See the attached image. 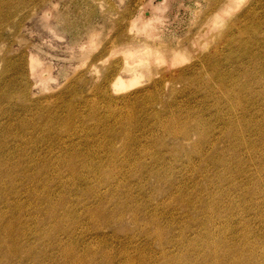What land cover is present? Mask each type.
<instances>
[{"label":"rangeland","instance_id":"1","mask_svg":"<svg viewBox=\"0 0 264 264\" xmlns=\"http://www.w3.org/2000/svg\"><path fill=\"white\" fill-rule=\"evenodd\" d=\"M214 1L0 0V149L2 150L0 156L3 155L7 162L6 165L0 162V170L5 167L4 170L8 172L4 177L6 181L15 179V176L18 180L21 179L20 182L23 181L20 192L22 199L28 195L26 190L30 192V183L31 186L33 185V190L35 189V199L38 197L35 200L37 203L33 206L31 204L28 206L27 200L24 201V211L20 213L22 222L19 224L12 222L15 227L18 226L23 231L20 241L18 240L20 246L15 249V253L12 250L14 246L9 244L7 237L4 244L0 245V264H73L74 262V264H108L106 262L110 260H112L111 264H115L119 261L117 256L121 252L128 256L131 254L130 256L133 257L136 256V252L140 250L150 252L149 249L155 253L158 250L155 255L158 254L159 259L156 262L160 263L159 260L163 258L159 254L160 244L151 234L153 225L147 222L152 215L157 217L155 223H160L162 233L167 238L164 244L168 254L176 259L171 264H212L208 256L207 259L202 257L209 247L207 240L211 235L221 239L224 248L221 247L220 251L226 252L224 253L226 257L230 254L226 248L240 240L239 244L243 242L254 244L259 250L260 261L264 263V140L262 139L264 129L253 127L251 120L247 122L242 120L244 129L242 134L248 138L247 142L237 146L235 142L225 140L222 136L217 139L216 148L214 147L221 151L212 153L215 149L211 148V143L210 146L205 143L202 144L201 155L194 154L189 157L187 152L190 153L189 151L194 148L192 144L195 143L193 140H196L194 138L197 135L194 133L195 130H191L194 124L200 121L203 125L200 127L203 129L211 124L206 132L212 136H221L226 127L222 126L218 116L223 115L226 118L232 114L223 104L217 103L219 104L217 106L216 101H211L213 96L211 97L207 92L209 88L206 87V83L201 82L202 79L208 82L211 76L199 63L197 64L199 68L196 70L200 74L198 75L200 80L186 79L183 83L175 84L177 90H171L173 89L171 80L175 76L173 71L178 67L189 66L192 64L190 61H196L200 53L202 55L211 52L214 48L220 50L223 47L221 42L224 35L221 34V27L209 28V22L215 15L208 12V9ZM234 1L230 6L233 9L227 10L229 12L225 11L226 14L222 10L217 11L218 18H216L220 23L225 20L227 24L232 22L234 24L232 33L235 38L237 36L239 38L241 35L239 36L236 26L240 25V19L249 16L246 10H252L254 7L261 18L264 14L263 8L255 5V0L253 2L247 0V3L246 0ZM242 20L244 23L248 21ZM261 32L264 35V28H261ZM128 38L133 39L132 42H126ZM146 43L147 46H144ZM149 44L153 45L149 46ZM235 44L231 48V55L237 57L239 54ZM169 46L175 47L172 50ZM204 47L208 48V51ZM136 51L140 54L143 52L144 55L142 53L143 56H130ZM154 51L156 53L152 56L151 52ZM30 55H33L37 61L43 62V67L38 69L43 75L42 78H37L35 74L33 76ZM173 55L176 56V58L172 57L175 60L177 56L179 57L175 65L172 63ZM225 58L226 56L224 60L221 59L223 66L221 70L231 76L235 73L234 77L237 74L238 80L235 78L233 81L236 82L234 88L237 90L238 82L245 80L242 75H245L244 69L249 63L244 62L243 66L239 58L235 60L238 63L232 60L229 62ZM124 60L134 64L131 66L134 68L144 63L145 71L129 73L127 77L121 72L118 73L116 69L122 68ZM117 64L120 66L117 67ZM232 65H235L233 67L235 70L231 73ZM235 67L241 70L244 68L243 73L241 74V70ZM229 69L230 71H227ZM205 71L208 74L204 73ZM114 80H116L115 85L112 84ZM215 80L212 82L216 85H212V88L215 87L214 93L218 90V80L217 82ZM187 81L190 82L189 85ZM152 83H155L154 86ZM153 87L155 91H152ZM206 97L209 99L206 100ZM209 105L212 108L208 109ZM216 107L219 110L222 108L221 113H214ZM254 114L252 117L264 124V121L260 120L264 119V111ZM173 122L191 127H187L189 131L191 130V136L193 135L189 142L180 137L177 140L165 130V125ZM46 126L52 128L53 132L49 127L48 130H44ZM20 128L27 130L25 133L29 136ZM53 129H57V132ZM42 131H45L43 135L40 134ZM55 133L58 137L53 135ZM38 136L43 139L42 142L39 141ZM49 137H53V140L52 138L48 140ZM32 144L39 150L36 151L37 148L35 149ZM54 144L59 146L56 147ZM44 149L46 152H42ZM237 151L240 157L237 156ZM73 154L79 155L77 160L82 171L77 174H85L84 177L81 175L73 177L64 163L60 164V172L54 168L60 157L67 158ZM49 156L51 158H48ZM57 156L58 158H54ZM2 157L0 161L3 160ZM42 159L50 160L54 172L34 174L35 180H32L30 175L25 174L27 168L30 172L32 167L30 164ZM51 159L55 161L52 162ZM10 164H12L11 168L8 169ZM90 164L93 166L91 167ZM1 165L4 166L3 169ZM12 166L17 167L14 170ZM22 168L25 172H22ZM6 181L4 183L9 185ZM41 194L45 196L42 197ZM50 204L53 205L50 207ZM0 206L2 208L3 205ZM114 212L121 213L124 217L120 214L121 219ZM112 217L119 219L114 221L111 220ZM210 229L211 233L208 232ZM67 248L74 249L73 255L66 254ZM105 249L112 251L110 255L114 258L105 259ZM243 251L245 255L252 253L246 249Z\"/></svg>","mask_w":264,"mask_h":264},{"label":"bare ground","instance_id":"2","mask_svg":"<svg viewBox=\"0 0 264 264\" xmlns=\"http://www.w3.org/2000/svg\"><path fill=\"white\" fill-rule=\"evenodd\" d=\"M235 2L234 0H223L222 2H220V1H217V0H215L214 1V3H213V5L211 6V7H209V9H208V12H211V14H214L215 16H213V18H211V20H210V22H209V28H212V27H215L216 28V26H217V28L219 27H221V34L222 35H224V38H223V40H222V38H221V40H222V42H221V44H222V49H215L214 47H216V46H214L213 48V50L211 51V52H207V53H204V54H202L201 55V53H200V56H198V57H196V61H197V63H196V61H190V63H192V64H190L189 66H187V67H185L184 66V68L183 67H181V68H179L178 67V69L177 70H175V71H173V74H175V76H173V80H171L172 81V87L171 88H173V89H171V90H177V89H175L176 88V86H175V84H178V83H183L186 79H190V78H193V79H199L198 78V75H200V74H198V71L196 70V69H198L199 67L197 66V64L199 63L200 65H203L204 67L202 68V69H204V70H206L208 73H210L209 74V76H211V78L209 79V81L208 82H204L203 80L204 79H202L201 80V82H203L204 84L206 83V87L207 88H209V89H207V88H204L205 90L207 89V92H209V94L211 95V97L213 96V99L211 100V101H216L215 103L217 104V103H221V104H223L224 106H226L225 108H227V110L232 114V116L234 115V117L232 118V116H229V117H227L226 116V118L225 117H223V115H222V117L221 116H218V118L219 119H221V124H222V126H225L226 128H224L225 130L222 132V134H221V136H212L209 132L207 133L206 132V129H208V127L211 125H209V126H207L205 129H203V128H201L200 126H202L203 127V125L201 124V122L200 121H198V122H196L195 124H194V126L192 127L193 129H191V130H195V132L194 133H197V138H196V136H195V138L194 139H196L195 141L193 140V142H195L194 144H192L191 142V144L192 145H194V148H192V146H190L189 144V146L192 148V150H190L189 152L190 153H188L187 152V155H189V157H190V155H194V154H198V155H201L202 154V148H203V146H202V144L204 145L205 143L206 144H209V146H210V143H211V148H214L215 146H216V141H217V139L219 138V137H224L225 138V140H229L230 142H235V145H237V146H240L241 145V143L242 142H247V137L246 136H244L242 133H243V131H244V129H243V122H242V120H246V122L248 121V120H251V125H254L253 127H257V129H264V124L262 123V122H260V121H258V120H256V118H254V117H252V116H254L255 114V112L257 113L258 111H264V35L263 34H261L262 32H261V28H264V16L261 18L260 17V15H259V12H257L255 9H253L252 8V10H246L247 12H249V16L248 17H245V18H242V19H245L246 21H247V23H244L243 22V20L242 19H240V25H235L236 26V28H237V30H238V33H239V38H238V36H237V38H235V36H234V34L232 33V30H233V23L231 22L230 24H227L228 22L225 20V22L224 21H222V23H220L219 21H217V16L218 15H216L217 14V11H220V10H222L224 13H225V11H227V10H230L232 7H230L231 6V2ZM254 0H252V2H253ZM256 2H255V5H258V6H260L261 8H263V14H264V0H255ZM246 3H247V0H246ZM244 4H245V2H244ZM236 6V5H235ZM257 6V7H258ZM256 7V8H257ZM247 8H249V7H247ZM251 8V7H250ZM233 9V8H232ZM243 9L244 8H242V11H243ZM245 9H246V7H245ZM227 12H229V11H227ZM234 12V11H233ZM244 12H245V10H244ZM252 12V13H251ZM257 12V13H256ZM243 13V12H242ZM241 13V14H242ZM219 14V13H218ZM226 14V13H225ZM247 14V13H246ZM219 16H221V15H219ZM247 16V15H246ZM217 17V18H216ZM222 17V16H221ZM244 17V16H243ZM230 18V17H229ZM247 18V19H246ZM235 19V18H234ZM232 21H233V19H231ZM246 24H248V25H246ZM222 25V26H221ZM2 26V25H1ZM243 26H245L244 27V29H243ZM218 28V29H219ZM243 30V31H242ZM249 30V31H248ZM218 31H220V30H218ZM247 32V34H243V32ZM261 33H260V32ZM260 33V34H259ZM218 35H219V32L217 33ZM236 34V33H235ZM243 34V35H242ZM217 36V35H216ZM220 36V35H219ZM219 36H218V38H219ZM259 36V37H258ZM222 37V36H221ZM218 38H216V40L218 39ZM211 39V38H210ZM132 40L133 39H131V38H128L127 39V41L126 42H132ZM220 40V39H219ZM220 40V41H221ZM134 42V41H133ZM215 42V41H214ZM153 43V42H152ZM179 43V42H178ZM212 43V42H211ZM210 43V44H211ZM236 43V44H235ZM147 44L148 43H146V45H144V46H147ZM212 44H214V43H212ZM235 44V47H237L236 48V50H238V53L237 54H239L237 57H234V55H231V48H232V46ZM153 44H149V46H152ZM237 45V46H236ZM179 46V45H178ZM161 47V46H160ZM175 47V46H174ZM173 46H169V48H171L172 50H173V48H174ZM177 47V46H176ZM263 47V48H262ZM140 48H142V47H140ZM204 48H206V47H204ZM143 49V48H142ZM148 49H149V47H148ZM147 49V50H148ZM207 50L206 51H208V48H206ZM211 49V48H210ZM144 50V49H143ZM203 50H205V49H203ZM203 50L201 51L202 53H203ZM137 51H139V50H137ZM137 51H136V53H131V54H134V55H130V56H137V57H139L140 55L141 56H143L144 55V53H143V55H142V53L140 54V53H137ZM148 51H150V50H148ZM148 51H147V53H148ZM157 51V50H156ZM210 51V50H209ZM233 51V50H232ZM145 52H146V50H145ZM161 52V51H160ZM176 52V51H175ZM205 52V51H204ZM154 53H156L155 51L154 52H151V54H152V56H154ZM149 54V53H148ZM158 54V53H157ZM160 54V53H159ZM158 54V55H159ZM182 54V53H181ZM34 55V54H33ZM33 55H30V67H31V70H32V74H33V76H37V78H42L43 77V75H42V73H40V70H38V69H40V67L43 65V62H39V61H37V59L36 58H34V56ZM176 55H179V54H176ZM235 55H236V51H235ZM147 56V55H146ZM150 56V55H149ZM156 56V55H155ZM221 56H223V58L226 56V60L227 61H229V62H232V61H235V60H238V58H239V61H240V63L241 62H243V63H241L242 65L244 64V62H245V64H247V63H249V65L246 67V69H244V70H246V71H244L245 72V75H242L243 77H245V80H244V82H238V84H239V87H238V89L236 90L235 88H234V84H236V82H233V81H235V78H236V76H237V74H236V76L234 77V75H235V73H234V75H232L231 76V74H227L226 72H224L223 70H221V68H223V66H222V62H221V59H223ZM36 57H37V55H36ZM148 57V56H147ZM172 57H174V55L173 56H171V58ZM174 58H176V56L174 57ZM179 57L177 56V59H178ZM193 58V57H192ZM2 59V58H1ZM173 59V58H172ZM171 59V60H172ZM176 59V60H177ZM183 59V58H182ZM246 59V60H245ZM144 60H146V58L144 59ZM174 60L175 59H173L172 60V63L174 64V63H177V61L176 62H174ZM192 60V59H191ZM224 60V59H223ZM230 60H232V61H230ZM151 61V60H150ZM187 61V60H186ZM148 62H149V60H148ZM228 62V63H229ZM235 62H237V61H235ZM247 62V63H246ZM171 63V64H172ZM238 63V62H237ZM240 64V65H241ZM134 64H131L129 61H127V60H124V62H123V64H122V68H118V69H116L117 70V72L119 73V72H121L122 74H125V76L127 77L128 75H129V73H137V72H139V71H145L144 70V63H141V65L138 67V68H134V67H131V66H133ZM175 65V64H174ZM228 65V64H227ZM236 65V64H235ZM234 65V66H235ZM240 65H238L237 64V66H240ZM241 65V66H242ZM117 67H119L120 65L119 64H117L116 65ZM145 66H149V65H145ZM173 66V65H172ZM222 66V67H221ZM233 65H232V67L230 68V69H232L231 70V73L235 70H233V67H234ZM244 66V65H243ZM242 66V67H243ZM43 67V66H42ZM170 67H171V65H170ZM230 67V66H229ZM201 68V67H200ZM235 68H237V67H235ZM147 69V68H146ZM168 69H169V67H168ZM230 69L229 70H227V71H230ZM237 69H239V67L237 68ZM242 69V70H243ZM149 70V69H148ZM239 70H241V69H239ZM242 70L240 71L241 72V74L243 73L242 72ZM206 71L204 72V73H206ZM236 71H238V70H236ZM235 71V72H236ZM199 73H200V70H199ZM208 73H206V74H208ZM239 73V72H238ZM35 74V75H34ZM201 76H202V73H201ZM207 76V75H206ZM164 77V74L162 75V78ZM167 77V76H166ZM170 77H172V76H170ZM200 77V76H199ZM205 77V75L203 76V78ZM208 77V76H207ZM122 78V76H120V79ZM161 78V77H160ZM214 78H216V80H218V82L214 79ZM241 78V77H240ZM172 79V78H171ZM237 80H238V78H236ZM244 79V78H243ZM117 80V79H116ZM116 80H114L113 82H112V84L113 85H115V83H116ZM161 80V79H160ZM159 80V81H160ZM169 80H170V78H169ZM190 80H192V79H190ZM200 80V79H199ZM208 80V79H207ZM215 80V82H217L218 84V86H217V89L218 90H216V92L214 93V91H215V87L214 88H212L213 86L212 85H215V84H212V82ZM240 80V79H239ZM158 81V82H159ZM195 81V80H194ZM242 81V80H241ZM157 82V83H158ZM165 82V81H164ZM253 82H255V83H253ZM187 83H188V81H187ZM192 83V82H191ZM198 83V82H197ZM203 83L201 84V85H203ZM150 84V83H149ZM153 84V83H152ZM155 84V83H154ZM154 84H153V86H154ZM190 84V82L188 83V85ZM200 84V83H199ZM208 84V85H207ZM151 85V84H150ZM149 85V86H150ZM180 86V85H179ZM216 86V85H215ZM101 87V86H100ZM103 87H106V86H103ZM152 87V86H151ZM178 87V86H177ZM181 87H182V84H181ZM184 87V86H183ZM182 87V88H183ZM186 87H187V85H186ZM195 87V86H194ZM205 87V86H204ZM113 88L115 89V86H113ZM158 88V87H157ZM190 88V87H189ZM199 88V87H198ZM103 89V88H102ZM105 89V88H104ZM117 89V88H116ZM142 89V88H141ZM145 89H148L149 90V88H145ZM144 89V90H145ZM151 89V88H150ZM178 89H181V88H178ZM185 89H188V88H185ZM184 89V90H185ZM196 89H197V87H196ZM107 90V89H106ZM105 90V91H106ZM147 90V91H148ZM156 90V89H155ZM154 90V87H153V89H152V91H155ZM170 90V89H169ZM170 90V91H171ZM183 90V89H182ZM183 90V91H184ZM103 91V90H102ZM141 91V90H140ZM198 91H199V89H198ZM204 91V90H203ZM139 92V91H138ZM142 92V91H141ZM145 92V91H144ZM181 92V91H180ZM187 92V91H186ZM200 92H202V91H200ZM206 92V91H205ZM207 92H206V94H207ZM61 93V92H60ZM104 93V92H103ZM106 93V92H105ZM140 93V92H139ZM143 93V92H142ZM142 93H141V95H142ZM146 93V92H145ZM154 93V92H153ZM171 93H172V91H171ZM175 93V92H174ZM184 93V92H183ZM198 93V92H197ZM56 94H58V93H56ZM150 94V93H149ZM149 94H147V95H149ZM156 94V93H155ZM178 94V93H177ZM187 94H188V92H187ZM193 94V93H192ZM203 94V93H202ZM63 95V94H62ZM106 95H107V93H106ZM109 95V94H108ZM143 95H144V93H143ZM153 95V94H152ZM152 95H150V97H152ZM171 95H173V94H171ZM176 95V94H175ZM184 95V94H183ZM182 95V96H183ZM185 95H186V93H185ZM209 95V96H210ZM58 96V95H57ZM146 96V95H145ZM174 96V95H173ZM188 96H189V94H188ZM194 96V95H193ZM199 96H200V94H199ZM126 97V96H125ZM128 97H130V96H128ZM144 97V96H143ZM147 97V96H146ZM145 97V98H146ZM149 97V96H148ZM149 97V98H150ZM175 97V96H174ZM176 97H177V95H176ZM58 98V97H57ZM131 98H133V97H131ZM142 98V97H141ZM190 98V97H189ZM199 98V97H198ZM204 98V97H203ZM207 98L209 99V97H206V100H207ZM162 99V98H161ZM174 99V98H173ZM194 99V98H193ZM1 100V99H0ZM159 100V99H158ZM198 100V99H197ZM200 100H201V98H200ZM206 100H205V102H206ZM126 101H127V98H126ZM192 101V100H191ZM190 101V102H191ZM125 102V101H124ZM189 102V103H190ZM209 102V101H208ZM50 103V102H49ZM203 103V102H202ZM207 103V102H206ZM212 103V102H211ZM214 103V104H215ZM161 104V103H160ZM190 104H192V103H190ZM193 104H194V102H193ZM214 104H212L213 106H214ZM215 104V105H216ZM219 104H217V106L219 105ZM220 104V105H221ZM131 105V104H130ZM149 105V104H148ZM147 105V106H148ZM206 105H208V104H206ZM205 105V106H206ZM57 106V105H56ZM144 106H146V105H144ZM223 106V107H224ZM22 107H24V104L22 105ZM21 107V108H22ZM27 107V106H26ZM25 107V108H26ZM116 107V106H115ZM215 107V106H214ZM149 108V107H148ZM155 108V107H154ZM210 108H212L210 105L208 106V109H210ZM16 109H18L17 107H16ZM50 109H52L51 107H50ZM70 109V108H69ZM74 109V108H73ZM113 109H115V108H113ZM117 109V108H116ZM263 109V110H262ZM32 110V109H31ZM54 110V109H53ZM122 110V109H121ZM125 110V109H124ZM156 110V109H155ZM221 110H222V108H221ZM221 110H219V108L218 107H216V109H215V111H214V113H216V114H219V113H221ZM43 111V110H42ZM94 111V110H93ZM92 111V112H93ZM151 111V110H150ZM51 112V111H50ZM129 112V111H128ZM172 112V111H171ZM180 112V111H179ZM52 113V112H51ZM50 113V114H51ZM97 113V112H96ZM45 114V113H44ZM48 114H49V112H48ZM116 114V113H115ZM131 114V113H130ZM183 114V113H182ZM213 115V114H212ZM225 115V114H224ZM230 115V114H229ZM44 116V115H43ZM52 116V115H51ZM129 116V115H128ZM49 118H51L50 116H48ZM53 117V116H52ZM65 117V116H64ZM46 118V117H45ZM48 118V119H49ZM76 118V117H75ZM91 118V117H90ZM251 118V119H250ZM195 119V118H194ZM45 120V119H44ZM52 120V119H51ZM127 120V119H126ZM173 120V119H172ZM197 120V119H196ZM260 120H262V121H264V119H260ZM40 121V120H39ZM49 121V120H48ZM53 121V120H52ZM168 121H170V120H168ZM1 122H4V121H1ZM49 122H51V121H49ZM55 122H56V120H55ZM176 122H177V120H176ZM53 123V122H52ZM163 123H165V122H163ZM212 123H214V122H212ZM245 123V122H244ZM6 124V123H5ZM7 124H8V122H7ZM36 124V123H35ZM38 124H39V122H38ZM37 124V125H38ZM41 124V123H40ZM45 124H46V122H45ZM67 124V123H66ZM187 124V123H186ZM10 125V124H9ZM52 126V128H54L53 126V124H51ZM182 124H180V125H177V124H175L174 122H173V124L171 123V124H166L165 126V130L166 131H168L170 134H172V136H173V138H175V139H177V138H182L183 140L185 139V140H187L188 142H189V140H191L192 139V136H191V130L189 131L188 130V128L187 127H189V126H181ZM183 125H185V124H183ZM188 125H190V124H188ZM1 126H3L2 124H1ZM8 126V125H7ZM21 126H23V125H21ZM50 126V125H49ZM49 126H46V129H44V130H48L47 129V127H49ZM129 126V125H128ZM216 126V125H215ZM3 127H5V126H3ZM11 127V126H10ZM18 127V126H17ZM25 127V126H24ZM32 127H33V125H32ZM31 127V128H32ZM35 127H36V125H35ZM70 127V126H69ZM164 127V126H163ZM162 127V128H163ZM8 127H6V129H7ZM14 128H16V127H14ZM41 128V127H40ZM51 128V129H52ZM56 128V127H55ZM130 128V127H129ZM158 128V127H157ZM189 128H191V127H189ZM210 128V127H209ZM222 128V127H221ZM21 130H22V128H20ZM28 129V128H27ZM49 129H50V127H49ZM50 129V131H52ZM35 130V129H34ZM42 130V129H41ZM54 130V129H53ZM56 130V131H55ZM54 130V132H57V129H55ZM209 130V129H208ZM11 131V130H10ZM13 131V130H12ZM15 131V130H14ZM22 131H24V130H22ZM31 131H33V130H31ZM35 131H37V129L35 130ZM49 131V132H50ZM139 131V130H138ZM17 132V131H16ZM27 133V130L26 131H24L23 133ZM39 132V131H38ZM45 131H42V132H40V134L42 133V135H43V133H44ZM49 132H48V134H49ZM53 132V131H52ZM7 133H8V131H7ZM25 133V134H26ZM37 133V132H36ZM58 133H59V130H58ZM126 133V132H125ZM47 134V135H48ZM50 134H52V133H50ZM67 134V133H66ZM99 134V133H98ZM110 134V133H109ZM126 134H128V133H126ZM245 134V133H244ZM26 135H28V134H26ZM36 135V134H35ZM37 135H39V133L37 134ZM36 135V136H37ZM41 135V136H42ZM53 135H56L57 137H58V135L55 133V134H53ZM63 135V134H62ZM89 135V134H88ZM111 135V134H110ZM109 135V136H110ZM142 135V134H141ZM3 136V135H2ZM10 136V135H9ZM29 136V135H28ZM67 136V135H66ZM118 136H120V135H118ZM143 136V135H142ZM257 136V135H256ZM17 137V136H16ZM39 137V136H38ZM38 137H36V138H38ZM43 137V136H42ZM45 137H48V136H45ZM55 137V136H54ZM60 137H61V135H60ZM64 137H65V134H64ZM129 137V136H128ZM131 137H132V135H131ZM258 137V136H257ZM15 137H13V139H14ZM40 138V137H39ZM52 138V140H53V137H49L48 138V140H50ZM62 138V137H61ZM60 138V139H61ZM121 138H123V136L121 137ZM134 138V137H133ZM3 139V138H2ZM7 139V138H6ZM11 139V138H10ZM10 139H9V141H10ZM15 139H17V138H15ZM20 139V138H19ZM25 139H28V138H25ZM181 139V140H182ZM260 139V138H259ZM263 140H264V138H262ZM39 140V139H38ZM46 140H47V138H46ZM45 140V141H46ZM63 140V139H62ZM108 140H110V139H108ZM124 140H125V142H126V139L124 138ZM127 140H128V138H127ZM178 140V139H177ZM15 141V140H14ZM32 141H33V139H32ZM36 141H37V139H36ZM39 141H43V139H41L40 138V140ZM56 141V140H55ZM112 141V140H111ZM116 141V140H115ZM229 141H228V143H229ZM29 142H31V141H29ZM28 142V143H29ZM51 142V141H50ZM58 142H60V141H58ZM58 142H56L57 144H59ZM62 142V141H61ZM14 143V142H13ZM15 143H17V142H15ZM20 143V142H19ZM18 143V144H19ZM34 143V142H33ZM44 143H46V142H44ZM67 143V142H66ZM113 143V142H112ZM162 143V142H161ZM164 143V142H163ZM198 143V144H197ZM36 144H38V141H37V143ZM42 144V143H41ZM63 143H61V145H62ZM114 144V143H113ZM113 144H112V146H113ZM223 144V143H222ZM8 145V144H7ZM12 145V144H11ZM33 145V144H32ZM39 145H40V143H39ZM45 145V144H44ZM44 145L42 146V147H44ZM52 145V144H51ZM55 146H56V144H54ZM60 145V146H61ZM108 145H110V144H108ZM126 145H128V143L126 144ZM20 146V145H19ZM34 146V145H33ZM37 146V145H36ZM48 146H50V145H48ZM57 146H59V145H57ZM56 146V147H57ZM65 146V145H64ZM63 146V147H64ZM123 146V145H122ZM207 146V145H206ZM2 147V146H1ZM7 147V146H6ZM10 147V146H9ZM15 147L17 148V145H15ZM30 147V146H29ZM32 147V146H31ZM35 147V146H34ZM40 147H41V145H40ZM39 147V148H40ZM55 147V148H56ZM67 147V146H66ZM208 147V146H207ZM13 148V147H12ZM26 148V147H25ZM24 148V149H25ZM33 148V147H32ZM37 147H35V149H36ZM51 148V147H50ZM54 148V147H53ZM60 148V147H59ZM69 148V147H68ZM68 148H66L67 150H68ZM148 148V147H147ZM216 148V147H215ZM214 148V149H215ZM238 148V147H237ZM236 148V149H237ZM241 148V147H240ZM6 149V148H5ZM9 149V148H8ZM18 149V148H17ZM17 149H15L16 150V152H17ZM27 149H28V147H27ZM43 149V148H42ZM47 149V148H46ZM64 149V148H63ZM65 149V150H66ZM125 149V148H124ZM209 150H210V148H208ZM222 149V148H221ZM1 150V149H0ZM9 150H11V149H9ZM8 150V151H9ZM14 150V149H13ZM33 150H34V148H33ZM39 149L37 148V150L36 151H38ZM40 150H41V148H40ZM53 150V149H52ZM57 150V149H56ZM61 149H59V151H60ZM94 150V149H93ZM121 150V149H120ZM238 150V149H237ZM2 151V150H1ZM5 151H7V150H5ZM19 151V150H18ZM28 151H29V149H28ZM35 151V150H34ZM43 151H45V149L44 150H42V152ZM63 151V150H62ZM119 151V150H118ZM218 151H221V150H219V149H215L212 153H217ZM225 151V150H224ZM227 151V150H226ZM229 151V150H228ZM11 152V151H10ZM13 153H14V151H12ZM26 152V151H25ZM33 152V151H32ZM32 152H31V154H32ZM46 152V151H45ZM50 152V151H49ZM61 152V151H60ZM238 153H236L237 154V156L238 157H240V153H239V151H237ZM241 152V151H240ZM2 153V152H1ZM0 153V154H1ZM21 153V152H20ZM28 153V152H27ZM41 153V152H40ZM53 153V152H52ZM56 153V152H55ZM64 153V152H63ZM72 153V152H71ZM76 153V152H75ZM121 153V152H120ZM124 153V152H123ZM6 154V153H5ZM28 154H30V153H28ZM35 154H37V153H35ZM35 154H34V157H35ZM38 154H39V152H38ZM47 154V153H46ZM50 154V153H49ZM57 154V153H56ZM62 154V153H61ZM93 154V153H92ZM236 154L234 155V156H236ZM15 155V154H14ZM22 155V154H21ZM33 155V154H32ZM43 155V154H42ZM66 155V154H65ZM69 155V154H68ZM119 155V154H118ZM3 155H1L0 157H2ZM39 156V155H38ZM51 156V155H50ZM48 157V158H51V157ZM63 156H64V154H63ZM79 156V155H78ZM77 155H75L74 156V154L73 155H70V156H68L67 158H65V157H60L58 160H57V164H55L56 166L54 167L55 169H56V171H58V172H60V164L61 163H64L67 167L66 168H68V170H69V173L74 177L75 175H81V176H83L84 177V175L85 174H77V173H81L80 171H82L81 170V167H80V165H79V161L77 160L78 157ZM245 156V155H244ZM264 156V155H263ZM6 157V156H5ZM7 157H8V155H7ZM24 157V156H23ZM28 157V156H27ZM26 157V158H27ZM32 156H30V158H31ZM40 157V156H39ZM38 157V158H39ZM228 157V156H227ZM3 158V160H1L0 162H4L5 163V165L7 164V162L5 161L6 159L4 158V156L2 157ZM9 158V157H8ZM8 158H7V161H8ZM15 158V157H14ZM21 158V157H20ZM30 158H28V159H30ZM54 158H58V156L57 157H54ZM99 158V157H98ZM209 158V157H208ZM1 159V158H0ZM5 159V160H4ZM10 159H12V158H10ZM24 159V158H23ZM35 159V158H34ZM71 159V160H70ZM241 159V158H240ZM247 159H248V156H247ZM247 159H245V160H247ZM22 160V159H21ZM33 160V159H32ZM70 160V161H69ZM112 160V159H111ZM220 160V159H219ZM218 160V161H219ZM235 160V159H234ZM237 160V159H236ZM15 161V160H14ZM13 161V162H14ZM24 161H25V159H24ZM37 161H38V159H37ZM37 161H34V163L32 164H30V166H32L31 168H30V172H29V170H28V168H27V171H26V175L28 174V175H30L31 177H32V180L34 179L35 180V175L34 174H52L51 172H54V169H53V166H52V163L50 162V160H46V159H42L41 161H39V162H37ZM51 161H52V159H51ZM53 161H55L54 159H53ZM52 161V162H53ZM107 161V160H106ZM20 162V161H19ZM28 162V161H27ZM27 162H26V164H27ZM32 162V161H31ZM256 162V161H255ZM12 163V162H11ZM16 163V161L14 162V164ZM24 163V162H23ZM190 163V162H189ZM243 163V162H242ZM2 164V163H1ZM8 164H9V162H8ZM25 164V163H24ZM195 164V163H194ZM3 165V164H2ZM1 165V166H2ZM11 165L12 164H10V167H8V169L9 168H11ZM16 165V164H15ZM108 165V164H107ZM190 165V164H189ZM90 166L92 167L93 166V164H90ZM194 166V165H193ZM3 167L4 166H2V169H3ZM17 167V166H16ZM15 167V168H16ZM24 167V166H23ZM104 167V166H103ZM228 167V166H227ZM12 168H14V166H12ZM15 168H14V170H15ZM108 168V167H107ZM111 168V167H110ZM141 168V167H140ZM186 168V167H185ZM4 169H5V167H4ZM0 170L1 171V175H0V204H2L3 206H2V208H4V209H2V208H0V245H2V244H4V242L7 240V237H8V240L10 241L9 242V244L11 243V246L13 245L14 247H13V251H15V253H16V248L18 247V242L20 241V238H21V233L23 232L22 230H20V228L17 226V227H15L14 226V224L12 223L13 221H15L16 223H20V222H22L21 221V212H23L24 211V201H26L27 200V202H28V206H29V204H31L32 206L35 204V203H37L35 200H37L38 199V197H37V199H35V194L36 193H34V190H33V185L31 186V183H30V189L32 190H30V192H29V190H26V191H28V195L26 196V198L25 199H22V195L20 196V192H22V190H21V187L23 186V181L22 182H20L21 181V179L20 180H18L17 178H16V176H15V179L14 178H11L10 179V181H8L9 182V185H6L5 183H4V181H6L5 179H4V177H5V175L6 174H8V172L6 171V170ZM6 169H7V167H6ZM7 169V170H8ZM20 169V168H19ZM18 169V170H19ZM58 169V170H57ZM100 169V168H99ZM124 169V168H123ZM184 169V168H183ZM192 169V168H191ZM257 169V168H256ZM264 169V168H263ZM13 170V171H14ZM22 170V172H25V171H23V168L21 169ZM84 170V169H83ZM105 170H106V168H105ZM113 170H115V169H113ZM13 171H12V173H13ZM20 171V170H19ZM55 171V172H56ZM102 171V170H101ZM261 171V170H260ZM11 172V171H10ZM9 172V173H10ZM85 172V171H84ZM96 172V171H95ZM105 172V171H104ZM109 172V171H108ZM233 172V171H232ZM263 172V171H262ZM12 173H10V174H12ZM16 173V172H15ZM102 173H103V171H102ZM115 173V172H114ZM21 174V173H20ZM23 174V173H22ZM106 174H108L107 172H106ZM105 174V175H106ZM109 174H110V172H109ZM112 174V173H111ZM13 175H16V174H13ZM70 175V176H71ZM90 176V175H89ZM104 176V175H103ZM107 176V175H106ZM108 176H110V175H108ZM13 177V176H12ZM18 177H19V175H18ZM21 177V176H20ZM133 177V176H132ZM53 178V177H52ZM51 178V179H52ZM72 178V177H71ZM220 178V177H219ZM261 178V177H260ZM17 179V180H16ZM74 179V178H73ZM106 179V178H105ZM178 179V178H177ZM183 179L184 178H182V181H183ZM37 180V179H36ZM50 180V179H49ZM72 180V179H71ZM107 180V179H106ZM110 180V179H109ZM180 180H181V178H180ZM180 180H178V181H180ZM6 181V182H7ZM63 181V180H62ZM255 181V180H254ZM48 182V181H47ZM152 183V182H151ZM173 183V182H172ZM254 183V182H253ZM8 184V183H7ZM112 184V183H111ZM123 184V183H122ZM179 184V183H178ZM213 184V183H212ZM256 185V184H255ZM26 186V185H25ZM24 186V187H25ZM181 186H183V185H181ZM257 186V185H256ZM79 187V186H78ZM178 188H180V186H178ZM244 188V187H243ZM109 189H111V188H109ZM230 189V188H229ZM100 190V189H99ZM102 190H103V188H102ZM121 190V189H120ZM259 191V190H258ZM33 192V193H32ZM261 193H262V191H261ZM24 195V194H23ZM42 195V194H41ZM44 196H45V194H43ZM43 195H42V197H43ZM172 195V194H171ZM204 195V194H203ZM64 195H62V197H63ZM167 196V195H166ZM182 196V195H181ZM49 197V196H48ZM60 197V196H59ZM255 197H256V195H255ZM176 198V197H175ZM64 199V198H63ZM170 199V198H169ZM227 199V198H226ZM259 199V198H258ZM164 200V199H163ZM58 201H60V199L58 200ZM197 201V200H196ZM258 201V200H257ZM52 203H54L53 201H51ZM62 202V201H61ZM67 202H68V200H67ZM126 201H124V203H125ZM168 202H170V201H168ZM226 202V201H225ZM69 203V202H68ZM100 203V202H99ZM167 203V202H166ZM214 203V202H213ZM217 203V202H216ZM55 204V203H54ZM180 204V203H179ZM53 204H50V207L52 206ZM100 205V204H99ZM98 205V206H99ZM162 205V204H161ZM48 206V205H47ZM46 206V207H47ZM55 206V205H54ZM102 206V205H101ZM108 206V205H107ZM1 207V206H0ZM39 207V206H38ZM213 207V206H212ZM200 208V207H199ZM41 209V208H40ZM44 209H46V210H48V208H44ZM43 209V210H44ZM88 209V208H87ZM99 209V208H98ZM189 209V208H188ZM45 210V211H46ZM95 210V209H94ZM210 210V209H209ZM51 211V210H50ZM102 212H104L103 210H101ZM119 211V210H118ZM118 211H116V212H118ZM135 211V210H134ZM134 211H132V212H134ZM42 212H44V211H42ZM49 212V211H48ZM98 212V211H97ZM116 212H114V213H116ZM46 213V212H45ZM113 213V214H114ZM33 214V213H32ZM105 214V213H104ZM112 214V215H113ZM118 213H116V215H117ZM121 214V213H120ZM120 214H118L119 216H120ZM124 214V213H123ZM136 214V216H137V213H135ZM134 214V215H135ZM257 214V213H256ZM115 215V216H116ZM117 215V216H118ZM122 215V214H121ZM92 216V215H91ZM118 216V217H119ZM123 216V215H122ZM122 216H120L121 217V219H122ZM124 217V216H123ZM133 217H135V216H133ZM33 218H34V216H33ZM107 218H108V216H107ZM109 218H110V216H109ZM113 218V217H112ZM147 218V217H146ZM156 216L154 217L153 215H152V217H150L149 219H147V222L148 223H150L151 225H153V227H154V229L152 228L151 230H152V235H154L155 237L154 238H156V239H158V241H159V244H160V247L158 248L159 249V254H160V257L162 256L163 258H165V259H163V258H161V260H159V262L160 263H157L156 261L159 259V256H158V254H157V256L155 255L157 252H158V250H157V252L155 253L153 250H151V249H149V251L150 252H145V251H148V250H145V251H142V250H140V251H138V252H136L137 254H136V256H134L133 255V257L132 256H128L127 254H124V252H123V254H122V252H121V250H120V252H121V254H118L119 256H117L118 257V259H119V261L118 262H120L121 264H171L173 261H176V259L175 258H173L174 256L173 255H171V254H168V249L166 248V246H165V244H164V240H165V236L163 235V233H162V227L159 225L160 223L158 222V223H155V220H156ZM105 219V218H104ZM117 219H119V218H117ZM117 219H111V220H117ZM132 219V218H131ZM137 219V218H136ZM34 220V219H33ZM67 220V219H66ZM92 220H94V219H92ZM97 220H98V218H97ZM96 220V221H97ZM106 220V219H105ZM129 220V219H128ZM135 220V219H134ZM232 220V219H231ZM103 221V220H102ZM101 221V222H102ZM109 220L107 219V222H108ZM118 221V220H117ZM157 221V220H156ZM98 222H100V221H98ZM49 223V222H48ZM95 223V222H94ZM103 223V222H102ZM105 223H106V221H105ZM104 223V224H105ZM142 223V222H141ZM53 224H55V223H53ZM104 224L102 225V226H104ZM145 224H146V222H145ZM162 224V223H161ZM224 224V223H223ZM22 225V224H21ZM107 226H108V224H106ZM167 225V224H166ZM212 226V225H211ZM74 227V226H73ZM78 227V226H77ZM82 227V226H81ZM164 227V226H163ZM22 228V227H21ZM95 228V227H94ZM99 228V227H98ZM97 228V229H98ZM102 228V227H101ZM209 228V227H208ZM207 228V229H208ZM137 229V228H136ZM164 229V228H163ZM212 229V228H211ZM211 229L208 231L209 233H211ZM23 230H24V228H23ZM173 230V229H172ZM137 231V230H136ZM139 231V230H138ZM30 232V231H29ZM28 232V233H29ZM147 232H149V231H147ZM25 233V232H24ZM27 233V234H28ZM150 233V232H149ZM247 233V232H246ZM181 234V233H180ZM25 235V234H24ZM83 235V234H82ZM147 235H149L148 233H147ZM151 235V236H152ZM182 235V234H181ZM22 236H23V234H22ZM69 236V235H68ZM150 236V237H151ZM215 236V235H214ZM214 236H210V238L207 240V243L209 244V247H207V250L205 251V253L203 254V258H205V259H207L206 257L208 256V258L209 259H211V263L212 264H261L262 262V260L260 261V259H259V255H258V252H259V250H257L256 249V247H255V245L253 244H250V242H243V243H241V244H239L240 243V240H238V241H236V242H233L232 243V245L230 244L229 246H228V248H226L227 249V252H230V254L226 257V255H224V253H226V252H224V253H221V251H220V249H221V247H223L224 248V245H222L221 244V239H219V238H217V237H214ZM187 237V236H186ZM185 237V238H186ZM189 237V236H188ZM260 237V236H259ZM169 238V237H168ZM150 239V238H149ZM148 239V240H149ZM153 239V238H152ZM167 239V238H166ZM19 240V241H18ZM223 240V239H222ZM149 241H151V239L149 240ZM257 241V240H256ZM180 242V241H179ZM15 243H16V245H15ZM148 243V242H147ZM146 243V244H147ZM185 243V242H184ZM192 243V242H191ZM262 243V242H261ZM114 244V243H113ZM145 244V245H146ZM189 244V243H188ZM228 244V243H227ZM8 245V244H7ZM79 245V244H78ZM226 245V244H225ZM10 246V248H12ZM20 246V245H19ZM67 246V245H66ZM126 246V245H125ZM192 246V245H191ZM260 246V245H259ZM9 247V246H8ZM75 247V246H74ZM94 247V246H93ZM147 247V246H146ZM145 247V248H146ZM185 247H186V245H185ZM189 247V246H188ZM6 248V247H5ZM9 248V249H10ZM8 249V248H7ZM113 249V248H112ZM147 249V248H146ZM225 249V250H226ZM244 249H246L248 252H252L251 254H249V255H245L244 254V252L245 251H243ZM72 250H74V249H71V248H67V249H65V252H66V254H68V256H71V255H73V253L75 252V251H72ZM106 250V252H105V254L102 252V254H104V256H105V259L106 258H114V256L113 257H111V255L110 254H112L111 252H110V250H108V249H105ZM125 250V249H124ZM156 250V249H155ZM189 250V249H188ZM123 251V250H122ZM246 251V252H247ZM59 252V251H58ZM80 252V251H79ZM126 252H127V250H126ZM223 252V251H222ZM13 253V252H12ZM64 253V252H63ZM128 253V252H127ZM154 253V254H153ZM77 254V253H76ZM114 254V253H113ZM173 254V253H172ZM262 254V253H261ZM181 255V254H180ZM115 256H116V254H115ZM261 256V255H260ZM79 257V256H78ZM83 257V256H82ZM99 257H100V255H99ZM117 257H115V258H117ZM38 258V257H37ZM73 258V257H72ZM75 258V257H74ZM77 258V257H76ZM80 258V257H79ZM79 258H77L78 260H79ZM84 258V257H83ZM202 258V260L204 261V259ZM261 258V257H260ZM66 259V258H65ZM67 259H69V258H67ZM180 259V258H179ZM72 260V259H71ZM83 260V259H82ZM82 260L80 261V262H82ZM85 260V259H84ZM113 260H115V259H113ZM178 260V259H177ZM181 260V259H180ZM108 261V260H107ZM111 261L112 260H110L109 262H106V263H108V264H111ZM264 261V260H263ZM69 261H67V263H68ZM77 262H79V261H77ZM79 262V263H80ZM118 262H116L117 264H118ZM55 263H57V262H55ZM75 263V262H74ZM73 263V264H74ZM90 263V262H89ZM115 263V264H116ZM179 263V262H178ZM188 263V262H187ZM78 264V263H77ZM113 264V263H112ZM262 264H264V263H262Z\"/></svg>","mask_w":264,"mask_h":264}]
</instances>
